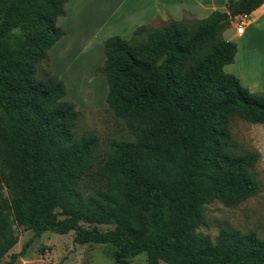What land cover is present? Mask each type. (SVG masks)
I'll use <instances>...</instances> for the list:
<instances>
[{
  "label": "trees",
  "instance_id": "obj_1",
  "mask_svg": "<svg viewBox=\"0 0 264 264\" xmlns=\"http://www.w3.org/2000/svg\"><path fill=\"white\" fill-rule=\"evenodd\" d=\"M66 1L0 0V258L18 240L16 224L112 244L118 264L142 252L148 264H264L255 231L223 227L213 240L197 232L206 204L235 206L260 188L259 154L240 149L231 121L264 124V92L224 71L237 45L223 32L264 0H227L203 18L106 38L95 72L134 138L111 141L100 162L97 137L74 135L79 111L63 99V80L49 65L39 75L65 34L56 18Z\"/></svg>",
  "mask_w": 264,
  "mask_h": 264
},
{
  "label": "rangeland",
  "instance_id": "obj_2",
  "mask_svg": "<svg viewBox=\"0 0 264 264\" xmlns=\"http://www.w3.org/2000/svg\"><path fill=\"white\" fill-rule=\"evenodd\" d=\"M88 3H91V6L94 4L97 12L102 8L100 0H85L83 9H80L78 3V5H75L77 12H74L72 7L69 17L72 19L69 20V26L73 29L70 32L68 30V34L71 38H81V29L86 28L90 32L96 28L98 29L95 33L97 39L91 47L84 49L82 48L83 42L78 39L77 42H74V45L69 46L67 54L64 53L65 59L62 54L60 55L64 61L68 60V62L65 61L66 67L70 62L72 65L78 66L76 71L66 72V79H62L68 87L63 99L74 102L77 106L76 109L79 111L74 135L76 137L81 135H95L97 137L98 147L95 154L100 162L109 153L111 141L132 140L134 136L125 121L117 117L108 108L106 103L108 91L106 78L101 74H97L96 69L93 70L95 64L102 57L99 38L106 34L105 31L101 32L105 22L101 23L105 21L106 14L97 13V15L91 16L88 13L87 16ZM112 4L115 5L116 2L113 1ZM191 16L186 14L184 18H190ZM81 18H83V21L79 24L80 30H78L77 25ZM235 21L236 17L231 22L230 27L225 29V34L223 32L224 37L229 28L231 29L232 26L236 28ZM161 23L162 21L156 20L154 24L160 25ZM109 31L106 30V32ZM67 46L66 43L62 44L59 49L64 50ZM255 58L257 59V56ZM59 63L62 64L63 62L59 61ZM257 63H259L258 60L255 63V69H257ZM47 65L46 63L40 65L39 75L48 70ZM257 74L264 76V68L257 69L248 75L254 77ZM231 130L233 138L239 144L240 149L258 152L259 158L255 164L254 173L260 188L255 196L249 197L235 206L228 207L217 200L206 204L205 219L198 226L197 232L213 240L221 228L231 227L240 229L243 232L255 231L258 236L264 239V124L251 123L235 117L231 121ZM82 224L88 226L86 222H82ZM112 227L111 224L98 225L100 230L111 229ZM13 229L18 236V240L0 258V264L6 263L12 253L20 252L27 242L29 245L24 253L16 259L15 264H118L113 257L114 246L112 244H77L72 241V231L66 234L43 231L37 235L33 230L20 225L14 224ZM126 264H148L146 253L142 252L129 257ZM158 264L168 263L159 261Z\"/></svg>",
  "mask_w": 264,
  "mask_h": 264
},
{
  "label": "crops",
  "instance_id": "obj_3",
  "mask_svg": "<svg viewBox=\"0 0 264 264\" xmlns=\"http://www.w3.org/2000/svg\"><path fill=\"white\" fill-rule=\"evenodd\" d=\"M84 1L85 0H67L63 6L64 14L56 18V24L65 31V34L55 41L48 49V65L50 70L61 80L66 79V72L76 71L78 66L72 65L70 62V66L68 65V67H66L65 61L68 62V60L66 59L64 61L60 55L62 54L65 59L66 57L64 53L67 54L69 46L74 45V42H77L78 39H81L83 42V49L91 47L97 39L95 33L98 29L96 28L94 29L96 31L92 30L90 32L86 28L81 29V38H71L68 34V30L70 32V30L72 31L73 29L69 26V20L72 19L69 18L70 9L73 7L74 12H77L75 5H78V3L80 4V9H83L85 6ZM100 1L102 8L99 12H97V8L94 7V4L92 6L90 5L91 3H88L86 12L87 16L88 13L91 16L97 15V13L106 14L105 21L101 23L103 24L105 22L103 25L104 28L101 29V32L105 31L106 34L99 38L102 57L97 64H95L93 70L102 65L105 59L102 43L109 36L119 35L122 38L128 39L132 36L133 31L140 25L151 24L156 20L162 22H167L169 19L181 20L186 14L192 15L195 18H203L213 10H226L227 4V0ZM113 1L116 2L115 5L112 4ZM83 18L78 21V30H80L79 24L83 21ZM106 30H110L111 32H106ZM226 33V39L234 41L237 45V50L233 62L223 67L224 71L234 74L239 79L240 83L249 91L264 92V76L257 74L254 77H251L248 75L249 73L252 74V72L257 69L260 70V68H264V2L251 12L250 19L241 34L235 32L234 26H232L231 29L229 28V31ZM65 43L68 46L65 47L64 50L59 49L60 46ZM254 56H257V59ZM257 60L260 65L257 63V69H255V63ZM59 61L63 63L60 64ZM67 89L68 87L65 85V92Z\"/></svg>",
  "mask_w": 264,
  "mask_h": 264
},
{
  "label": "built area",
  "instance_id": "obj_4",
  "mask_svg": "<svg viewBox=\"0 0 264 264\" xmlns=\"http://www.w3.org/2000/svg\"><path fill=\"white\" fill-rule=\"evenodd\" d=\"M250 15H251V13H243V14H240L236 17L235 32L237 34H241L243 32L245 25L247 24V22L250 19Z\"/></svg>",
  "mask_w": 264,
  "mask_h": 264
}]
</instances>
